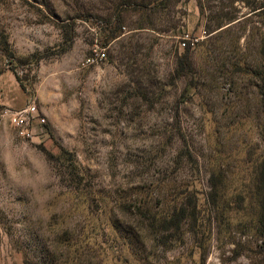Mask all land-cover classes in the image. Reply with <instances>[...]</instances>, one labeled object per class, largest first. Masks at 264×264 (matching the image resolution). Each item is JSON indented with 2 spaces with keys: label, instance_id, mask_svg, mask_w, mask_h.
Listing matches in <instances>:
<instances>
[{
  "label": "rangeland",
  "instance_id": "obj_1",
  "mask_svg": "<svg viewBox=\"0 0 264 264\" xmlns=\"http://www.w3.org/2000/svg\"><path fill=\"white\" fill-rule=\"evenodd\" d=\"M262 6L0 0V264H264Z\"/></svg>",
  "mask_w": 264,
  "mask_h": 264
},
{
  "label": "built area",
  "instance_id": "obj_2",
  "mask_svg": "<svg viewBox=\"0 0 264 264\" xmlns=\"http://www.w3.org/2000/svg\"><path fill=\"white\" fill-rule=\"evenodd\" d=\"M195 42H198V40H194L189 35H186L183 47L186 48L188 43L194 45ZM106 59V49L96 45L90 56L86 59L84 66H96L105 62ZM6 121L9 122L16 136L26 142L38 138L37 125H43L46 122L45 118H41L36 104H30L21 110H12L9 108L0 110V127Z\"/></svg>",
  "mask_w": 264,
  "mask_h": 264
},
{
  "label": "trees",
  "instance_id": "obj_3",
  "mask_svg": "<svg viewBox=\"0 0 264 264\" xmlns=\"http://www.w3.org/2000/svg\"><path fill=\"white\" fill-rule=\"evenodd\" d=\"M135 4V3H134ZM133 4V5H134ZM258 10H261V12L264 11V6H262L259 9H256L254 12H257ZM220 26V25H219ZM222 26L218 27L217 30L221 29ZM112 32V37L115 38L116 32ZM4 46L8 48V42L6 38H4ZM193 69V61L191 59V46L188 44V46L185 49V53L180 57L177 67V73L179 75H182L190 70ZM257 185H258V194H259V216H258V224H259V230L262 231L261 236L264 237V158L263 161L260 163L258 174H257ZM164 222H168L167 220H164ZM153 228V226H151ZM261 250L264 253V244L261 246Z\"/></svg>",
  "mask_w": 264,
  "mask_h": 264
}]
</instances>
